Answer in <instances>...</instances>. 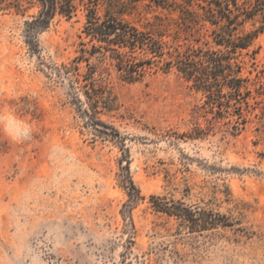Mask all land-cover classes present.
<instances>
[{
  "label": "rangeland",
  "instance_id": "374dc122",
  "mask_svg": "<svg viewBox=\"0 0 264 264\" xmlns=\"http://www.w3.org/2000/svg\"><path fill=\"white\" fill-rule=\"evenodd\" d=\"M39 11L0 0V112L34 136L0 132V264H264V35L239 57L251 99L238 132L176 74L130 83L95 59L105 100L88 119L55 74L78 54L84 12L31 30Z\"/></svg>",
  "mask_w": 264,
  "mask_h": 264
},
{
  "label": "trees",
  "instance_id": "16d2710c",
  "mask_svg": "<svg viewBox=\"0 0 264 264\" xmlns=\"http://www.w3.org/2000/svg\"><path fill=\"white\" fill-rule=\"evenodd\" d=\"M38 16L26 25L46 28L56 14L72 17L79 7L84 23L78 54L71 64L57 69L73 94L81 91L92 114L105 100L95 86L91 60L107 61L126 82L148 75L174 73L203 97L200 107L211 120L235 117L234 132L244 125L251 91L239 59L253 41L264 35V0H36ZM83 64L84 72L80 71ZM93 115V116H92ZM93 122V121H92ZM98 122V121H96ZM97 127L108 128L102 123ZM134 190V186H130ZM168 216L167 206H157ZM216 219L203 221L201 230L215 228ZM225 224V223H223ZM224 226V225H223Z\"/></svg>",
  "mask_w": 264,
  "mask_h": 264
},
{
  "label": "clouds",
  "instance_id": "9594fccd",
  "mask_svg": "<svg viewBox=\"0 0 264 264\" xmlns=\"http://www.w3.org/2000/svg\"><path fill=\"white\" fill-rule=\"evenodd\" d=\"M0 132L14 143H25L34 138L32 125L18 118L11 107L7 113L0 112Z\"/></svg>",
  "mask_w": 264,
  "mask_h": 264
}]
</instances>
